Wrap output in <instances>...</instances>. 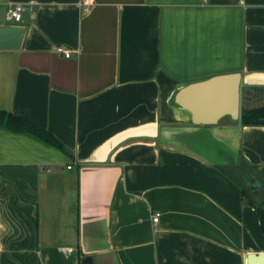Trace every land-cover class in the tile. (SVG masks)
I'll return each mask as SVG.
<instances>
[{
	"label": "crops",
	"instance_id": "0c3cea01",
	"mask_svg": "<svg viewBox=\"0 0 264 264\" xmlns=\"http://www.w3.org/2000/svg\"><path fill=\"white\" fill-rule=\"evenodd\" d=\"M91 1L0 0L27 27L0 108L65 147L0 125V264H249L264 232L221 166L264 173V0Z\"/></svg>",
	"mask_w": 264,
	"mask_h": 264
},
{
	"label": "trees",
	"instance_id": "16d2710c",
	"mask_svg": "<svg viewBox=\"0 0 264 264\" xmlns=\"http://www.w3.org/2000/svg\"><path fill=\"white\" fill-rule=\"evenodd\" d=\"M0 125L14 132L31 133L46 143L65 148L62 142L47 129L39 126L26 117L16 115L2 108H0ZM221 167L242 186L244 196L257 210L264 232V190H260L259 194L256 196L250 187V183L255 181V179H260L264 183V173L260 171L256 165L249 163L245 159H242V161L235 166Z\"/></svg>",
	"mask_w": 264,
	"mask_h": 264
},
{
	"label": "water",
	"instance_id": "95a60500",
	"mask_svg": "<svg viewBox=\"0 0 264 264\" xmlns=\"http://www.w3.org/2000/svg\"><path fill=\"white\" fill-rule=\"evenodd\" d=\"M26 31V25L21 23H0V51L19 50L23 45ZM250 187L257 196L260 190H264V183L260 179H255V181L250 183ZM248 259L249 264H256V261L260 259L264 260V252L257 254L250 253ZM80 264H96L94 255H83Z\"/></svg>",
	"mask_w": 264,
	"mask_h": 264
},
{
	"label": "built area",
	"instance_id": "2783aa9c",
	"mask_svg": "<svg viewBox=\"0 0 264 264\" xmlns=\"http://www.w3.org/2000/svg\"><path fill=\"white\" fill-rule=\"evenodd\" d=\"M81 3L83 5H85L86 7H88L89 5L92 4V1L91 0H82ZM25 9H26L25 3L16 2V3L10 4L8 9H7L8 21H10L11 23L21 22L22 18H23V12L25 11ZM58 50L64 52V54L66 56H69L71 54V51L64 50L62 47H59ZM68 167H71V165L69 164ZM159 216H160V212H155L154 216H153V220L158 221Z\"/></svg>",
	"mask_w": 264,
	"mask_h": 264
}]
</instances>
